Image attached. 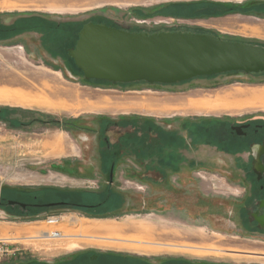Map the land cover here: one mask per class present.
Returning a JSON list of instances; mask_svg holds the SVG:
<instances>
[{
  "label": "rangeland",
  "instance_id": "rangeland-1",
  "mask_svg": "<svg viewBox=\"0 0 264 264\" xmlns=\"http://www.w3.org/2000/svg\"><path fill=\"white\" fill-rule=\"evenodd\" d=\"M98 10L100 18L128 30L205 32L264 47V0H0L2 26L28 14L54 25L43 24L41 43L29 32L22 36L25 43H0V186L90 190L86 194L94 202L100 195L93 191L114 192L88 216L60 207L17 217L22 214L0 208V236L19 239L24 257L33 260L95 247L153 253L156 261L172 256L198 264H264V229L251 223L264 196L255 177L261 159L226 155L233 153L226 148L231 142L222 148L213 140L226 136L218 123L264 121V72H226L174 84L89 81L67 51L81 23ZM204 120L211 125L201 136ZM136 123L149 125L147 135L140 129L139 145L134 139L123 147ZM55 126L72 141L65 149L62 142L69 138L48 131ZM166 129L174 136L160 138ZM168 162V174L142 170L151 164L168 170ZM51 214L61 216L56 224L45 221ZM54 229L66 236L38 238L40 230ZM34 231L37 237H30Z\"/></svg>",
  "mask_w": 264,
  "mask_h": 264
},
{
  "label": "water",
  "instance_id": "water-1",
  "mask_svg": "<svg viewBox=\"0 0 264 264\" xmlns=\"http://www.w3.org/2000/svg\"><path fill=\"white\" fill-rule=\"evenodd\" d=\"M67 52L85 79L112 83L174 84L231 71L264 72L263 46L205 32L148 33L87 22ZM258 207L262 211H254L252 217L264 228V198Z\"/></svg>",
  "mask_w": 264,
  "mask_h": 264
},
{
  "label": "flooded vegetation",
  "instance_id": "flooded-vegetation-1",
  "mask_svg": "<svg viewBox=\"0 0 264 264\" xmlns=\"http://www.w3.org/2000/svg\"><path fill=\"white\" fill-rule=\"evenodd\" d=\"M177 7H184V6L177 5ZM99 13H100V10L93 11L92 13H90L89 14L90 18H88L87 20L82 22L79 29L81 28V26L84 23H87V22H93V23L102 22V23H105L109 26L118 27L117 25L112 24L103 18H100L98 16ZM48 22H49L48 20L45 21V19L40 15L28 14L25 17H19V18L15 19V20L11 21L9 24L4 25V26H2L0 23V43H2V44L3 43H5V44L10 43L11 44V43H15V42L25 43L22 36H23V34H25L27 32L34 34L39 39V42L41 43L42 34H43V32H42L43 24L49 25L50 28L53 29L54 25L49 24ZM27 23H29L28 29H27V25H26ZM131 31H133V30H131ZM50 36H52V34ZM72 40H73V34L71 35V40H69V42H67V44L70 45ZM68 57L70 59H72L69 55H68ZM115 83H118V82H115ZM119 84H122V83H119ZM26 110H28L29 112H24V113H30L31 110H37V109H26ZM222 124L223 123H218V125L221 126V128H220L221 133L225 134L226 136L223 137L222 135L217 134L215 137H213V140H216L218 142V144L222 145L223 146L222 148L225 147L224 146L225 144H226V146H228V143L231 142L233 147H231V145H229V147H226V148H228V150L233 151V153L229 151L230 154H226V152L223 150L222 151L223 154L234 156V157L245 156L248 159L252 158V157H259L261 159V162H259V165L257 163L256 164L257 166H255L256 167L255 170L258 172V175L256 173L255 177L258 181H260L259 183H261V184H258L259 185L258 188L261 191L264 190V168H263L264 167V121L263 120H260V121L251 120V121H246L244 123H238V124H233V123L232 124L228 123L227 125L223 124L224 126ZM20 125H24V122H21ZM210 125H211V123L208 122L207 120H204L202 122V126L205 128L199 127V132H200L201 136L205 132L209 131L208 128ZM55 127H58V126H55ZM166 130H164V131H166L165 133H168V134H166L168 136L165 139H169L172 136H174V133H171L172 132L171 129H166ZM133 137L135 139L133 142H135L136 145H139V138H141V135H139L138 132H136V135H134ZM257 141H259V142H257ZM200 145L202 146L203 142L199 143V146ZM194 146H197V145H194ZM252 147H254V148H252ZM218 152H221V150H219ZM115 153H117V152H115ZM115 153L113 152L112 157H116ZM119 153H122V152L120 151ZM138 153H139L138 151H134V157L136 160L137 159L140 160ZM175 157H177V156H175ZM151 161H152V163L157 162L155 159V156L151 157ZM169 163L170 162L166 163L168 170L165 167H163V168H161L160 166L154 167L155 165H153V164L150 165L151 167H148L147 165L143 166L142 170H145L148 172L149 171L154 172V170L157 169L159 171L163 170L162 172H160L162 174H164V173L168 174L171 171V166H172V162L170 163V165H168ZM174 167H175V170L182 168V166H179V165H176ZM114 168H115V165H114V163L111 162V164L108 168V172L113 173ZM177 172H179V171H177ZM8 186L9 185H7V186L3 185L0 187V208L3 210L6 207H8V208H11L15 212H20L22 215H19L17 217H33V216L37 217L38 215H40V213H42L44 211V210H42L43 207H50L48 205V203H54V204L60 203L59 201L42 202V201H38V200H33L32 197L40 196L37 192H34L36 190V188H34V187H31L29 189V188L22 187V186H12V187H8ZM26 190H28V191H26ZM85 191H87L88 193L92 192L90 190H85ZM38 192H40V191L38 190ZM96 192L93 191V193H96ZM26 194H29L32 197L29 199H26L24 197V195H26ZM261 198H264V196ZM244 200H248V198L244 197ZM62 202L75 204L76 207L71 208V209H73V210L79 209L81 213H83L87 216L89 215L92 208L96 207L93 203H88V202H72V201H68V200H66V201L63 200ZM50 205H53V204H50ZM247 208H248V206L246 205L245 209H247ZM49 209H51V208H49ZM261 211H262V209L260 208L258 210V213H260ZM246 213L248 214L249 212H246ZM250 216H248V221L250 220ZM251 223H254L255 225H257V223L253 219V217H252ZM170 245H174V244H170ZM174 246H177V245H174ZM82 250L83 251H80L79 254L86 253L87 255H89L88 261H90V263H92V264H98L97 262L100 260L105 262V264H181L182 263V259L180 257L175 258L172 256H170V257L163 256L161 258H158V261H156V258L154 257L156 255H154V254H149V253L146 254V253H140V252H135V251L130 252V251H124L121 249H116V250L104 249L103 250L101 248L88 247V248H83ZM201 264H203V263H201ZM207 264H225V263L208 262Z\"/></svg>",
  "mask_w": 264,
  "mask_h": 264
},
{
  "label": "trees",
  "instance_id": "trees-1",
  "mask_svg": "<svg viewBox=\"0 0 264 264\" xmlns=\"http://www.w3.org/2000/svg\"><path fill=\"white\" fill-rule=\"evenodd\" d=\"M214 4L213 3H210L209 6L210 8H208L205 12L206 13H214V9L212 6ZM177 7V6H176ZM179 8V10H181V8L183 7H177ZM192 12H195V11H198L199 9L197 8H192L191 9ZM199 12V11H198ZM201 13V12H199ZM204 13V11L202 12ZM71 62H72V66L77 70L79 71L81 74L82 72L75 66L73 60L71 59ZM231 72H236V71H231ZM89 81H104V82H108V81H105V80H101V79H87ZM183 82V81H181ZM10 108H13V107H10ZM136 120V119H135ZM145 127H149V125H143V126H138V124L136 123L135 126H133V130H130L129 132H127L124 137H123V140L121 141V144L123 147H125L129 142H131L130 145H132V141L134 140V135H136V132H139L140 129L142 130L143 132V135H147V129L146 131L144 130ZM145 131V132H144ZM142 134V133H141ZM164 136H159L160 138H165L167 137L168 135L165 134H162ZM129 145V147H130ZM128 147V149H129ZM131 149V148H130ZM113 158V157H112ZM108 157L106 156L105 157V162L107 161ZM113 162V160L111 161ZM109 167H107L106 169H108ZM43 192L41 196H38V197H32L31 195L27 196V195H24V197L26 199H29V198H33V200H38V201H42V202H51V201H59L60 203H57V204H53V205H49L50 207H43L42 210L44 209H49V208H60V207H70V208H75L76 205L75 204H70V203H63L62 201L63 200H68V201H72V202H88V203H93L96 207H98V205L101 204L102 201H106L108 198L110 197H114V192L108 190V191H103V192H96L98 193V195H100V198L98 199V201H93L92 200V197L89 195V194H86L88 193L87 191L85 190H72V189H67V190H62V189H59L58 187H51V188H44ZM92 193V192H91ZM94 193V194H96ZM91 214V213H90ZM95 214V213H94ZM101 214V213H100ZM97 215V214H95ZM102 216L105 215V213H102L101 214ZM89 259V255H87L86 253H82V254H78L76 256H74V258L72 259H59V260H65V261H56L54 263H48V262H43V261H39V260H33V259H29V258H26L24 259V261L22 262H17L16 264H92L90 263V261H88ZM98 264H105V262L103 261H98L97 262Z\"/></svg>",
  "mask_w": 264,
  "mask_h": 264
},
{
  "label": "built area",
  "instance_id": "built-area-1",
  "mask_svg": "<svg viewBox=\"0 0 264 264\" xmlns=\"http://www.w3.org/2000/svg\"><path fill=\"white\" fill-rule=\"evenodd\" d=\"M60 220L59 215H47L45 221L49 224H56ZM39 234H46V237L59 238L62 236L59 230L39 231ZM42 237V236H40ZM19 239L15 237H1L0 236V264L12 263L27 253L26 247L22 245Z\"/></svg>",
  "mask_w": 264,
  "mask_h": 264
},
{
  "label": "crops",
  "instance_id": "crops-1",
  "mask_svg": "<svg viewBox=\"0 0 264 264\" xmlns=\"http://www.w3.org/2000/svg\"><path fill=\"white\" fill-rule=\"evenodd\" d=\"M6 106H9V105H6ZM10 107H14V108H20V109H35V108H33V107H21V106H10ZM48 131H51V132H53V131H60V132H62L64 135H65V138H69L68 137V134H66V132L65 131H63V130H59V127H56V128H53V129H50V130H48ZM50 132V133H51ZM47 140V139H46ZM70 142H72L71 140H70V138H69V140H63V142H62V145H63V147H64V143H66L67 145L70 143ZM66 145V146H67ZM70 146H72L73 147V149L75 150V145L72 143L71 145H69V147ZM62 147V148H63ZM63 149H65V147L63 148ZM76 152V151H75ZM61 157H66V155H63V156H61ZM7 186V185H6ZM12 186H22V187H26V188H31V187H29V185H9L8 187H12ZM1 187V186H0ZM52 186L51 185H41V186H39V187H34V188H36V190L34 191V192H37L40 196L42 195V193L43 192H41V191H43V189L44 188H51ZM38 190L40 191V192H38ZM74 190V189H73ZM26 191H28V190H26ZM32 191V190H31ZM33 192V193H34ZM27 196H29V194H26ZM60 218H61V216H60ZM25 229H26V227H25ZM20 232H25V230H21ZM38 238H41V237H38ZM109 238V237H108ZM113 239V238H112ZM83 248H81V250H82ZM80 252V251H79ZM79 252L78 253H74L73 251L71 252V251H65V252H62V253H60V254H57L55 257H53L52 259H50V260H43V259H35V260H39V261H43V262H48V263H54V262H56V261H58L59 259H63V258H65V259H72V258H74V256H76V255H78L79 254ZM71 253V254H70ZM153 254V253H152ZM26 258H28L27 256H25V257H21L20 258V260H19V262H22V261H24V259H26ZM59 261H65V260H59ZM18 262V261H17ZM17 262H12V263H5V264H16ZM18 262V263H19ZM181 264H198V263H195V262H193V261H188V260H186V259H182V263ZM199 264H201V263H199Z\"/></svg>",
  "mask_w": 264,
  "mask_h": 264
},
{
  "label": "bare ground",
  "instance_id": "bare-ground-1",
  "mask_svg": "<svg viewBox=\"0 0 264 264\" xmlns=\"http://www.w3.org/2000/svg\"><path fill=\"white\" fill-rule=\"evenodd\" d=\"M35 233H36V231H34V236H30V237H37V235H35ZM61 234H62V236L59 238H64L66 236L65 233H61ZM40 236H42L41 238H46L47 235L46 234H38V237H40ZM160 245H163V244H160ZM166 245L167 246H174V245H170L169 243Z\"/></svg>",
  "mask_w": 264,
  "mask_h": 264
}]
</instances>
